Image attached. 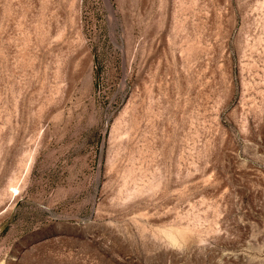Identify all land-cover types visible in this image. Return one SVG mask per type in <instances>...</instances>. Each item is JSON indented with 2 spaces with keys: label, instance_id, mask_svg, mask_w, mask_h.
I'll list each match as a JSON object with an SVG mask.
<instances>
[{
  "label": "rangeland",
  "instance_id": "374dc122",
  "mask_svg": "<svg viewBox=\"0 0 264 264\" xmlns=\"http://www.w3.org/2000/svg\"><path fill=\"white\" fill-rule=\"evenodd\" d=\"M0 264H264V0H0Z\"/></svg>",
  "mask_w": 264,
  "mask_h": 264
}]
</instances>
